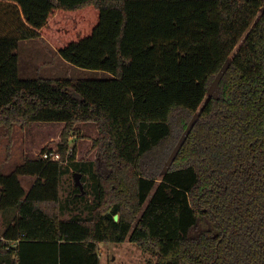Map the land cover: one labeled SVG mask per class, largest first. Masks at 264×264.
I'll return each instance as SVG.
<instances>
[{
  "label": "trees",
  "instance_id": "obj_1",
  "mask_svg": "<svg viewBox=\"0 0 264 264\" xmlns=\"http://www.w3.org/2000/svg\"><path fill=\"white\" fill-rule=\"evenodd\" d=\"M39 39L110 77L22 79L20 42ZM40 122L63 124L61 160L45 147L0 168V211H17L0 264H101V243L126 241L155 264H264V0H0L8 156L14 128ZM84 123L88 165L70 146ZM71 167L86 218L61 216Z\"/></svg>",
  "mask_w": 264,
  "mask_h": 264
},
{
  "label": "rangeland",
  "instance_id": "obj_2",
  "mask_svg": "<svg viewBox=\"0 0 264 264\" xmlns=\"http://www.w3.org/2000/svg\"><path fill=\"white\" fill-rule=\"evenodd\" d=\"M19 56V72L22 79L61 78L78 81L80 79L110 77V74L107 72L86 70L71 65L61 58L57 53V49L45 39L20 42ZM62 129L63 124L61 123H34L30 124L26 130H22V128L16 126L12 139L13 143L17 142L18 144H21V141L25 140L29 148V155L37 156L45 147L53 149L54 151L57 150ZM97 135V128L91 123L78 124L74 128L70 146L71 148L74 146L77 147L79 161L86 162L87 165L90 162L99 161L97 150L92 146V141ZM2 139L8 138L4 136V129L0 128V142ZM5 161L2 164H5ZM0 168L2 172L3 169H7L4 166L3 169L2 167ZM86 171L85 179L90 189L92 179L89 176L88 168ZM74 175V168L71 167L68 173L62 177L61 196L64 209L61 212V216L63 219H69L76 215L85 218L89 217L90 209L94 201L92 195L85 196L81 200L75 199L76 184ZM16 215V210L6 211L0 220V230L1 226H4L7 222L11 223ZM99 251L103 264L156 263V258L152 254L129 241L120 244L101 243L99 245Z\"/></svg>",
  "mask_w": 264,
  "mask_h": 264
},
{
  "label": "crops",
  "instance_id": "obj_3",
  "mask_svg": "<svg viewBox=\"0 0 264 264\" xmlns=\"http://www.w3.org/2000/svg\"><path fill=\"white\" fill-rule=\"evenodd\" d=\"M8 145H9L8 139L1 140L0 142V167H2V169H3V166L7 168L6 170L3 169V173L6 175L11 174L18 166L23 164L25 162L26 155L30 154L29 148L25 140L21 141V144L14 142L12 144L9 156H8V150H7ZM36 150H35V154H36ZM4 160H6L5 164H2ZM77 161H79L78 155H77ZM37 178L38 177L36 176H21L20 181L24 189L28 192L33 187ZM4 215H5V212L0 211V220L3 218ZM9 224L10 222L9 223L7 222V224H4V226H1L0 236H2L3 232L6 230ZM100 261H101V264H103L101 255H100Z\"/></svg>",
  "mask_w": 264,
  "mask_h": 264
},
{
  "label": "water",
  "instance_id": "obj_4",
  "mask_svg": "<svg viewBox=\"0 0 264 264\" xmlns=\"http://www.w3.org/2000/svg\"><path fill=\"white\" fill-rule=\"evenodd\" d=\"M170 164H171V160H169L168 163L166 164V166L164 167V172H167ZM74 177H75L76 187H79L80 190L84 193V184L82 182L83 175L81 173H75ZM118 218H119V216L117 215L115 217V219L117 220Z\"/></svg>",
  "mask_w": 264,
  "mask_h": 264
},
{
  "label": "built area",
  "instance_id": "obj_5",
  "mask_svg": "<svg viewBox=\"0 0 264 264\" xmlns=\"http://www.w3.org/2000/svg\"><path fill=\"white\" fill-rule=\"evenodd\" d=\"M42 156L44 159L51 160V161H60L61 160L60 154L56 151L46 152ZM65 164H67V163H65Z\"/></svg>",
  "mask_w": 264,
  "mask_h": 264
}]
</instances>
